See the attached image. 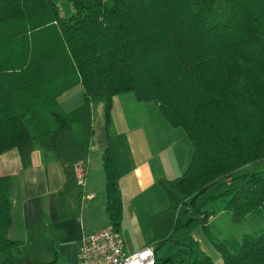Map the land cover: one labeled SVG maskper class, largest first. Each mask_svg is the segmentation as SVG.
<instances>
[{"label": "trees", "instance_id": "16d2710c", "mask_svg": "<svg viewBox=\"0 0 264 264\" xmlns=\"http://www.w3.org/2000/svg\"><path fill=\"white\" fill-rule=\"evenodd\" d=\"M60 1L71 5L69 15L61 14ZM77 83L83 100L64 111L57 97ZM125 93L156 103L192 147L185 171L161 180L169 205L149 218L146 244H163L177 228L201 227L221 264H264V226L216 240L205 209L228 196L235 222L264 212V170L235 176L264 159V0H0V154L15 148L27 166L33 149L43 148L63 165L62 193L80 195L92 104L103 103L108 128L113 98ZM100 156L109 227L118 232L121 191L109 148ZM11 183L0 174L3 262L21 245L8 237ZM223 183L229 188L220 191ZM181 205H192L184 221L177 217ZM177 244L172 254H155V264H216L197 242Z\"/></svg>", "mask_w": 264, "mask_h": 264}, {"label": "crops", "instance_id": "0c3cea01", "mask_svg": "<svg viewBox=\"0 0 264 264\" xmlns=\"http://www.w3.org/2000/svg\"><path fill=\"white\" fill-rule=\"evenodd\" d=\"M82 93V86L77 83L61 93L57 103L64 111H70L81 104ZM152 103L139 102L127 93L115 96L108 128L103 103L92 104L94 135L91 154L78 174L80 195L62 193L63 165L43 148L33 149L27 166L22 165L15 148L0 154V174L9 175L12 180L8 237L21 242L20 250L11 254L8 262H3L0 256V264H78L83 238L109 227L108 216L102 218V212H106V178L100 154L106 147L110 150L121 191L122 212L132 214L133 224L137 223L138 212H149L150 218L169 205L161 180H173L185 171L192 147L184 131L183 136L177 138L180 135L176 131L181 128L172 127L158 105ZM144 125H148V129ZM149 129L156 130L160 136L148 137ZM168 136H175L174 145L163 144ZM124 230L121 226L118 231L122 243ZM26 245V249L32 245L42 251L33 253L29 261L23 260L22 249Z\"/></svg>", "mask_w": 264, "mask_h": 264}, {"label": "rangeland", "instance_id": "374dc122", "mask_svg": "<svg viewBox=\"0 0 264 264\" xmlns=\"http://www.w3.org/2000/svg\"><path fill=\"white\" fill-rule=\"evenodd\" d=\"M59 7L61 9L62 15H69L72 11L71 5L68 2L60 1ZM126 94V93H125ZM133 96L132 93H127ZM154 104V102L152 103ZM154 106V105H153ZM157 110V109H156ZM157 112V111H156ZM159 114V113H157ZM163 122L164 119H162ZM167 124V123H166ZM97 125V122H96ZM145 128L148 129V125H144ZM150 138H157L160 135L157 134L156 130L149 129ZM154 132V133H153ZM178 134L180 135L177 138H181L183 136L182 129H177ZM175 136H168V139L163 140V144L174 145L173 142ZM155 142L158 143V140ZM190 155V151L188 150V157ZM190 161V160H189ZM264 170V159L257 161L255 163L246 164L239 169L236 170L235 176H241L250 172H257ZM240 182L239 178H236L232 181V186L237 185ZM229 188L228 184H222L220 186V191ZM164 192V189L162 187ZM215 190L212 188L204 193L196 202V206L202 204L208 196H210ZM104 194V191H103ZM228 196H221L215 199L212 202H208L205 206L209 212H211V217L209 219V230L212 233V236L216 240H233L240 239L243 234L253 232L258 230L264 226V212L261 214H249L242 222H235L232 218L228 210L226 209V201ZM192 209V205L185 206L181 205L178 208L177 217L184 221L188 216L189 212L186 209ZM149 212H138L137 223L133 224V220L135 218L132 216L130 212H122V218L124 216V220L121 221V226L125 229L122 231V240L125 250L127 252H134L141 248L144 241L151 235L152 228L150 224V220L148 218ZM102 218L107 219V213L102 212ZM102 229V228H100ZM99 230V229H98ZM97 231V230H96ZM95 232V231H94ZM178 242H187V243H195L197 242L201 249H203L216 264H221V256L220 253L215 249L211 241L208 239L206 234L203 232L201 227L196 228H177L174 233L171 235L169 239H167L163 244L153 243V246L156 247L155 254L157 257L166 256L168 254H172L178 247ZM27 245L22 249V258L23 260L29 261L33 259V253L37 251H42V249L28 247Z\"/></svg>", "mask_w": 264, "mask_h": 264}, {"label": "built area", "instance_id": "2783aa9c", "mask_svg": "<svg viewBox=\"0 0 264 264\" xmlns=\"http://www.w3.org/2000/svg\"><path fill=\"white\" fill-rule=\"evenodd\" d=\"M152 243L139 250L127 252L117 231L110 227L99 229L83 238L78 251V264H155Z\"/></svg>", "mask_w": 264, "mask_h": 264}]
</instances>
